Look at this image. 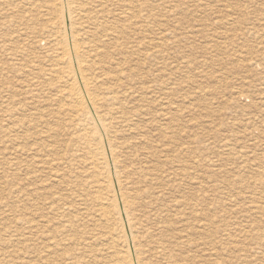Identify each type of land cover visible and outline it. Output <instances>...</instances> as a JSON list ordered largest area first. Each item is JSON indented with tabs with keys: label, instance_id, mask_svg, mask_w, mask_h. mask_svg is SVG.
<instances>
[{
	"label": "rangeland",
	"instance_id": "1",
	"mask_svg": "<svg viewBox=\"0 0 264 264\" xmlns=\"http://www.w3.org/2000/svg\"><path fill=\"white\" fill-rule=\"evenodd\" d=\"M132 2H135L134 5L140 7L141 4H144V8L141 7V10L144 12L136 8L137 10L134 11L135 17L138 16V13H142L149 16L151 19V22L148 25H144V27H141V24L133 27L132 50L135 49L134 46L137 44L139 45L140 42L143 41L144 36L145 42L150 43V46L154 48L150 49L153 50V53H156L155 55H157V57L154 59L152 57L144 62L142 66L144 73H152L149 79L150 84L148 82V86H152L151 88L154 90L148 93L146 102L138 103L133 99L132 103L129 104L130 109L133 110L132 115L136 113L142 114L139 117H134V119L136 118L135 121L136 123L138 122V127L143 130V134L146 136L143 140L144 142L137 141L134 138H132V141L130 139V142L129 137H121V139L128 142V146L129 144L131 146V149L129 146L125 150V157L127 155L129 156L126 157V161L128 165L132 164L131 166L135 167L134 169H138L140 166L144 165L143 167L147 170H153L154 168V172L162 177H166L169 173H175L176 175L172 176H178L171 178L172 180L166 177V188H163V190L162 188L160 189L164 194V197L159 199H162V204L158 201V208L159 210L162 209L164 211L162 216L165 215V217L163 216L161 219L159 218L162 221L160 222L159 219L156 220L154 219L155 216H152L153 219H151V225L149 226L151 227L156 223L158 228H156V226L155 228L158 231L156 230V232L154 231V233H152L151 241L154 240L157 242L159 240H164L167 245L166 247H168L169 250L172 249L177 252L178 261L180 260L182 263L186 261L183 264H207L209 263L208 260H210L208 259L209 255L217 256L212 257V261H214L213 263L218 262L219 264H246L247 260L248 264H264V242L258 244L261 240H264V214L250 215V213H245L249 197L252 196V194L254 195V193L260 194L261 192H264V186L261 187V189L255 190L251 187V183H253L255 179L263 177L264 180V172H261L264 171V0H250V3L249 0H132ZM201 4H204L205 6H202ZM193 6L196 7L194 8ZM51 7V0H0V264H40L37 256L42 249L38 247L39 244H37V241H35V239L33 240L31 236H29L30 241L25 243V247L22 251L17 247L18 242L15 241L16 238H19L17 237V234L27 233L25 228L20 226L19 219L25 220V217L33 221H37L40 218L46 221H51L53 218L55 219L53 214L48 215L47 207L54 199H59L60 196L65 194L64 189L61 192L59 188H56V185H54L51 193H49V191L44 192L41 189V185L42 183L44 185L46 184L45 181L47 175L37 172L33 166H28L27 170H23L20 161L15 159L13 153L10 154L14 149L13 145L16 143L15 141L19 142L20 139H26L27 137L32 136V134L18 133V135L14 137H5L3 133L13 125L18 126L34 122L36 118L30 115L35 112L34 110L49 105L52 102V99L59 100V96H57L56 92L58 89L54 87L57 83L51 82L50 78H48L49 80L47 78H41V81H38V79L32 75L33 73H36V71L39 72V63H34L33 60L41 61L44 60L47 55L51 56L50 40L52 36V23L49 15ZM156 12H158V14ZM189 14L190 16H188ZM186 18L187 21H185ZM132 21L137 22L136 18H133ZM228 21H233V23ZM193 28L195 29L193 30ZM141 29L144 31L141 32ZM211 29L213 31H211ZM215 29L217 30L216 32ZM142 33L145 35H142ZM222 33L223 35L226 34V36H223ZM184 37L186 39H184ZM209 37L218 40L216 41V39L213 40L212 38L211 41ZM226 39L228 41H224ZM152 43H154V46ZM158 47L162 48L159 49ZM239 54L243 55L241 56ZM136 56L132 55V63H135L137 60L139 61L138 58L140 57ZM183 57L185 58L182 59ZM205 62L208 63L206 64ZM133 65L134 64H132V66ZM31 67H36V71L31 72ZM135 68H137V66H135ZM202 68L207 71L204 72L205 70ZM219 78L221 79L220 82ZM245 78H248L247 82ZM46 97L48 99H46ZM160 101L161 104H159ZM174 101L175 103H173ZM57 102L58 101L53 102L51 105L56 108ZM171 109L172 111H170ZM163 111H166V113ZM159 114L161 115L159 116ZM165 114L169 117H166ZM246 114H248V116H246ZM64 117L66 120H69L67 113H64ZM157 117L161 123L156 122L158 121ZM44 118L45 120L48 119L51 124L55 122V118H52L54 120L49 117ZM170 118L173 120H170ZM250 118L252 119L251 121ZM140 119L142 120L140 121ZM166 120L168 122L170 120V122L168 123ZM242 120H245V122ZM163 121H165V123H163ZM177 122L181 125L179 126ZM249 122L252 125H250ZM158 124L159 126H157ZM145 125L147 126L145 127ZM165 125L167 126L165 127ZM147 128H150V130ZM247 128L251 129L247 130ZM174 132L176 133L175 135ZM169 138L172 140L171 142H177L176 146L173 145L175 148L170 146L172 143H169ZM248 140L250 142H248ZM188 143H190V147L192 146V149L195 150V152L189 153L186 150L187 153H183L180 156V159H178L179 162H176L177 160L175 156L180 154L182 148H188ZM168 144L170 145L168 146ZM164 146H167L168 149L164 148ZM231 149L233 152H231ZM157 151L159 153H157ZM191 158L192 160H190ZM135 163H137L136 166L134 165ZM185 164L187 166L190 164V166L187 167ZM55 169H57V167ZM33 176L39 177L37 183L32 181ZM136 177L138 178L139 175H136ZM168 179L170 184L167 183ZM175 179H178L177 181L179 182ZM156 187L157 186H155V188ZM172 188L173 190H171ZM142 189L145 190L147 188L142 187ZM220 192L223 193L220 194ZM224 192H227L228 195ZM24 193L33 199V205L27 207L30 208L28 213L21 212L20 210V197L21 195H24ZM44 193L45 197L40 198L41 194ZM48 193L49 195H47ZM182 195L185 196L182 197ZM185 197L190 199L191 202L197 201L201 204L196 211L198 216L200 214V217H195L188 207H185V209L184 206L176 203L181 198V200L184 201ZM235 202L239 205L237 204V206L235 204L234 206ZM33 214H36L37 216H32ZM152 214H154V211L149 212L150 216ZM198 218L200 219L197 220ZM200 220L203 221L201 222ZM209 222H212V224L209 225ZM220 222L222 223L220 224ZM256 225H258V227ZM248 228L252 229L248 230ZM196 230H198V232L194 233ZM9 231L14 232V235H7V232ZM189 231L192 234H189ZM243 232L248 235L249 239H247L248 237L245 238ZM255 232L257 233V236H254ZM210 239L213 241L211 244L209 241ZM102 241L101 245L100 243H98V245H100V247H105L104 245L107 243V239ZM153 245L155 246V244ZM201 245L202 247L200 248ZM213 247L215 249H211ZM64 249L69 248L67 246ZM204 249L205 252H203ZM239 249H241V251H239ZM105 250L103 251V254H98V256L103 255L102 257H105L109 255L110 251ZM42 253L43 251L41 252V255ZM146 256H149V254ZM43 264L48 263L44 261ZM54 264L61 263L55 262Z\"/></svg>",
	"mask_w": 264,
	"mask_h": 264
},
{
	"label": "bare ground",
	"instance_id": "2",
	"mask_svg": "<svg viewBox=\"0 0 264 264\" xmlns=\"http://www.w3.org/2000/svg\"><path fill=\"white\" fill-rule=\"evenodd\" d=\"M246 1H248V0H246ZM134 3L132 2V0H51L52 7H51L50 13H49L50 20L52 23V26H51L52 27L51 28L52 29V36H51V40H50L51 56L47 55L44 58V60H41V61L33 60L34 63H39V66L37 65L39 72L36 71V69H37L36 67H35L36 69L34 67H31V72L36 71V73H33L32 75L35 76V78L38 79V81H41V78H43V79L44 78H47V79L50 78L51 82L57 83V85H55L54 87L56 89H58L56 92H57V96H59L58 97L59 100L52 99L51 103L56 102V101H58L59 103L58 102L56 103L57 104L56 108L53 107L50 103L47 106H44L40 109L34 110L35 112H33V113L30 112L31 113L30 115L32 117L36 118L34 122H29V124H23V125H18V126L13 125L9 129H7L6 131L3 132L5 137H14V136L18 135V133L32 134V136L27 137L26 139L25 138L20 139L19 142L15 141L16 143L13 145L14 149L10 152V154L13 153L15 159L17 161H20V165H21V168L23 170H27L28 166H33L37 172H41V173L47 175V176L45 175L47 177V179L45 181L46 184L44 185L42 183V185H41V189L44 192L49 191V193H51L54 185H56L57 186L56 188H59L61 190V192L63 191V189L65 192V194L63 196H60L59 199H54L52 201V203H50L47 207L48 215L53 214L55 216V219L53 218L51 221L50 220L46 221V220H43L41 218L37 221H33V220H29L27 217H25L26 218L25 220L19 219L20 226L24 227L25 230L27 231V233L17 234V237H19V238L15 239V241L18 242L17 243L18 246L17 245L16 246L19 247L20 250L22 251L25 247V243L30 241L29 236H31L33 238V240L35 239V241H37V244H39L38 247L40 249H42L41 252L43 251L42 255L40 252L37 256L40 264H43L44 261L47 262L48 264H54L55 262H59L61 264H183L184 262H186V261H184L182 263L180 260L178 261L177 260V255H178L177 252L172 250V249L169 250L168 247H166L167 245H166V242L164 240L158 239L159 241H157V242L154 240L151 241L152 233H154V231L156 232V230H157L156 228H158V225L155 223V225H153L151 227L149 226V225H151V223H150L151 219H153L152 216H155L154 219H156V220L159 218L161 219L163 216L165 217V215L162 216L164 211L162 209L159 210V208H158V201L161 202L162 199L161 200H159V199L164 197V194L160 191V189L162 188V190H163V188H166V186H165V185H167L166 184V177L171 179L173 177H178V176H172V175H176V174L175 173H172V174L169 173V174H167L166 177L164 175H163L164 177H162V176H160L154 172V168H153V170H151V169L147 170L145 167H143L144 165L140 166V168H138V169H134L135 167H132L131 166L132 164L131 165L127 164V161H126L127 158L126 157H129V156L127 155L125 157V150L127 149V147L130 146V144L128 146V142L121 139V137L127 136V137H129V141H130V139L132 141V138H134L137 141L144 142L143 140L145 139L146 135H144L143 130L140 127H138V124H137L138 122L136 123V121H135L136 118L134 119V117H139L142 114L136 113V114L132 115L133 110L130 109L129 104L132 103L133 99H135V101L138 103L146 102L148 93L150 91L154 90L151 88L152 86L151 87L148 86V82H149V79H150L152 73L151 72L150 73H147V72L144 73L143 68H142L144 62L148 61L152 57H153V59L157 57V55H155L156 53H153L152 52L153 50L150 49V48H152V49H154V48L150 46L149 42H145V39L143 36V41H141L139 45L134 44V45H136V46H134V48L137 50H135V49L132 50V47H133V45H132V42H133L132 41V35H133L132 29H133V27L136 25H140V24H141V27H144V25H148L151 22V19L149 16H146L142 13H138V16L135 17L134 11L137 10L136 8L141 10V7L144 8V4L143 5L141 4V7H140L138 5L137 6L134 5ZM204 3H206V2H204ZM249 3H250V0H249ZM219 4H220V2H219ZM194 5H195V3H194ZM228 5H231V4H228ZM213 6H214V4H213ZM193 7L195 8L196 6H193ZM217 8H218V6H217ZM241 8H243V7H241ZM234 10H236V9H234ZM141 11H139V12H141ZM221 11H222V9H221ZM142 12H144V11H142ZM156 13L158 14V12H156ZM225 15H226V13H225ZM160 16H161V14H160ZM188 16H190V14ZM133 18L134 19L136 18L137 22H133L132 21ZM185 21H187V18L185 19ZM155 22H157V21H155ZM228 22L233 23V21H228ZM257 22H259V21H257ZM165 23H167V22H165ZM225 23H227V22H225ZM261 27H262V25H261ZM196 28H197V26H196ZM258 28H260V27H258ZM189 29H190V27H189ZM194 29L195 28H193V30ZM138 31H139V29H138ZM142 31H144V30L141 29V32ZM162 31H160V32H162ZM211 31H213V30L211 29ZM216 31L217 30L215 29V32ZM259 32H261V31H259ZM143 33H142V35H145ZM217 33H219V32H217ZM220 35H221V32H220ZM222 35H223V33H222ZM224 35L226 36V34H224ZM170 37H171V35H170ZM173 37H174V35H173ZM212 38H210L211 41H212ZM262 38H263V36H262ZM164 39L166 40L165 37H164ZM184 39H186V38L184 37ZM215 39L213 38V40H215ZM247 39H245V40H247ZM217 40L218 39H216V41ZM147 41H149V40H147ZM224 41H228V40L226 39ZM157 42H154V43H157ZM154 43H152L153 46H154ZM162 43H160V44H162ZM176 43H177V41H176ZM193 43H194V41H193ZM162 47H163V45H162ZM162 47H160V48H162ZM207 48H209V47H207ZM132 55H135V56L138 55L136 57H140V58H138L139 61L137 60L135 63H132ZM239 55L242 56L243 54H239ZM184 58L185 57H183L182 59H184ZM260 60H261V58H260ZM132 64H134V65L132 66ZM135 66H137V68H135ZM205 66H207V65H205ZM168 67H170V66H168ZM252 67H254V66H252ZM204 68H202V69H204ZM145 70H148V69H145ZM206 71L207 70H205L204 72H206ZM232 73H233V71H232ZM154 74H155V72H154ZM214 75H215V73H214ZM183 78H185V77H183ZM226 78H229V77H226ZM220 80L221 79L219 78V82H220ZM247 80H248V78L246 79V82H247ZM149 84H150V82H149ZM164 90H165V88H164ZM160 91H162V90H160ZM239 91H238V93H239ZM238 93H236V94H238ZM243 94H244V91H243ZM55 95H56V93H55ZM169 96H170V94H169ZM204 96H206V95H204ZM210 98H211V96H210ZM46 99H48V98L46 97ZM171 99H172V97H171ZM166 100H168V99H166ZM45 102H47V101H45ZM240 102H242V101H240ZM165 103H168V102H165ZM173 103H175V101ZM159 104H161V101ZM238 105H240V104H238ZM173 106H174V104H173ZM164 107H169V106H164ZM139 109H140V107H139ZM243 110H244V108H243ZM170 111H172V109ZM64 113H67V115L69 116V120H66V118L64 117ZM164 113H166V111ZM160 115L161 114H159V116ZM167 116L168 115H166V117ZM237 116H238V114H237ZM246 116H248V114H246ZM44 117H47V118L49 117L50 119L55 118V120L52 119L55 122L53 124H51L50 121L48 119L45 120ZM158 117H157V120H158ZM166 117H163V118H166ZM171 118H173V117H171ZM171 118H170V120H173ZM178 119H179V117H178ZM38 120H40V121H38ZM141 120L142 119H140V121ZM151 120H152V118H151ZM170 120H169V122H170ZM251 120L252 119L250 118V121ZM174 121H175V119H174ZM242 121L245 122V120H242ZM156 122L158 123L159 120ZM166 122H168V121L166 120ZM232 122H233V120H232ZM159 123H161V122H159ZM163 123H165V121H163ZM177 124H178V122H177ZM249 124H250V122H249ZM250 125H252V124H250ZM146 126L147 125H145V127ZM157 126H159V124ZM166 126L167 125H165V127ZM172 127H174V126H172ZM156 128H158V127H156ZM175 128H177V127H175ZM152 129H155V128H152ZM250 129L247 128V130H250ZM148 130H150V128ZM162 130H164V129H162ZM159 132H160V130H159ZM261 133H262V131H261ZM175 134L176 133L174 132V135ZM169 135H167V136H169ZM172 135H173V133H172ZM178 135H179V133H178ZM149 136H150V133H149ZM155 137H156V135H155ZM253 138H254V136H253ZM151 139H153V138H151ZM168 140H169L170 144L172 143L171 145L168 144V146L170 145V146L174 147L177 145V142H175V143L171 142L172 140L170 138ZM248 142H250V141L248 140ZM188 144H189L188 148L186 147L184 149L181 147L182 149L180 151V154H177L175 156V158L177 160L176 162H179L178 159H180V156L183 153H185V154L187 153L186 150L189 153L195 152V150L192 149V146L190 147V143H188ZM257 144H255V145H257ZM153 145H154V143H153ZM206 145H208V144H206ZM26 146H28V147H26ZM210 146H212V145H210ZM145 147H146V144H145ZM145 147H142V148H145ZM129 148L131 149V146ZM150 148H151V146H150ZM164 148H167V146L166 147L164 146ZM130 149H128V150H130ZM213 149H215V148H213ZM159 150H160V148H159ZM164 150H166V149H164ZM215 150H217V149H215ZM147 151H148V149H147ZM231 152H233L232 149H231ZM157 153H159V152L157 151ZM130 155H131V153H130ZM230 155H228V156H230ZM153 156H155V155H153ZM140 158H141V156H140ZM198 158H199V156H198ZM143 159H144V157H143ZM147 159H149V158H147ZM161 160H162V158H161ZM190 160H192V158ZM183 161H181V162H183ZM153 162H155V161H153ZM124 163H125V165H124ZM148 163H149V161H148ZM148 163H147V165H148ZM136 164L137 163H135L134 165L136 166ZM143 164H145V163H143ZM175 164H177V163H175ZM187 164H188V162H187ZM196 164H198V163H196ZM216 164H217V162H216ZM258 164H260V163H258ZM62 166H64V167H62ZM163 166H164V164H163ZM189 166H190V164H189ZM189 166H187V167H189ZM56 167H57V169H55ZM60 167H62V168H60ZM251 168H252V166H251ZM255 168H257V167H255ZM177 169H179V168H177ZM160 170H162V169H160ZM169 170H168V172H169ZM49 172H50V174H49ZM261 172H264V171H261ZM136 175H139V177L137 178ZM196 175H197V173H196ZM183 176H185V175H183ZM179 178H180V176H179ZM37 179H39L38 176L32 177V181H35L36 183H37ZM169 179H168L167 183L170 182ZM51 182H54V183H51ZM173 182H174V180H173ZM177 182H179V181H177ZM155 186H157V187L155 188ZM159 186H161V187H159ZM263 186H264L263 177L255 179V181L253 183H251V187L254 190L255 189H261V187H263ZM142 187H145L147 189L144 190V189H142ZM45 189H47V190H45ZM176 189H177V186H176ZM200 189H201V187H200ZM142 190H144V191H142ZM171 190H173V188ZM177 192H178V190H177ZM182 192H184V191H182ZM37 193H40V192H37ZM49 193L47 195H49ZM221 193H223V192H220V194ZM224 193L227 194V192H224ZM186 194H187V192H186ZM256 194H258V195H256ZM175 195H176V193H175ZM201 195H203V194H201ZM248 195H247V197H248ZM183 196H185V195H182V197ZM42 197H45V193L41 194L40 198H42ZM20 198H21V201H20L21 212L28 213L30 208H27V207L33 205V199L29 195H25V193H24V195H21ZM195 198H196V195H195ZM181 199H179V200H181ZM184 199H185L184 201L178 200L176 203L178 205L184 206V208L188 207L190 212L195 217H197L198 214L196 213V211H197V209H199L201 204H199L197 201L191 202L190 199H188L186 197ZM160 204H162V202ZM177 204H176V207H177ZM235 204H236V202L234 203V206H235ZM224 205H223V207H224ZM219 207H220V205H219ZM160 208H162V207H160ZM176 210H177V208H176ZM150 211H154V214H152L151 216L149 215ZM165 213H167V212H165ZM245 213H247V214L250 213V215L264 214V192L263 193L261 192L260 194L254 193V195L252 194V196L249 197L248 206L245 209ZM222 214H223V212H222ZM241 214H243V213H241ZM172 215H174V214H172ZM32 216L36 217L37 215L33 214ZM205 216H207V215H205ZM198 217H200V214ZM199 219L200 218H198L197 220H199ZM182 220H184V219H182ZM218 220H219V218H218ZM200 221L202 222L203 220H200ZM153 222H155V221H153ZM160 222H162V221L160 220ZM183 222H185V221H183ZM157 223H159V222H157ZM217 223H219V222H217ZM221 223L222 222H220V224ZM181 224H182V222H181ZM210 224H212V222H209V225ZM155 226H156V228H155ZM189 226H190V224H189ZM256 226L258 227V225H256ZM203 228H206V227H203ZM251 229L248 228V230H251ZM198 230H196L194 233L198 232ZM237 231H238V229H237ZM167 232H169V231H167ZM219 232H220V230H219ZM231 232H232V230H231ZM13 233L14 232L9 231V232H7V235L12 236V235H14ZM73 233H75V234H73ZM189 234H192V233L189 231ZM244 234H243V236H244ZM263 234H264V232H263ZM187 235H188V233H187ZM243 236H241V237H243ZM254 236H257L256 232L254 233ZM247 237H248V235L245 234V238H247ZM183 238H184V236H183ZM106 239H107V243L104 245L105 247H100L101 241L106 240ZM247 239H249V237ZM184 240H185V238H184ZM204 240H205V238H204ZM234 240H236V239H234ZM209 241H210V244L213 243L212 239H210ZM241 241H242V239H241ZM152 242H153V244H155V246L152 244ZM262 242H264V240H261L258 244H260V243L262 244ZM98 243H100V245H98ZM230 243H231V240H230ZM241 244H244V243H241ZM151 245H153V246H151ZM67 246L69 249H64ZM223 246H222V248H223ZM201 247H202V245L200 246V248ZM62 248H63V250H62ZM189 249H190V247H189ZM211 249H215V248L213 247ZM104 250L110 251L109 255H107L105 257H102L103 255L98 256V254H103ZM60 251H62V252H60ZM212 251H214V250H212ZM239 251H241V249H239ZM259 251H258V253H259ZM203 252H205V249ZM206 253H208V252H206ZM147 254H149V256H146ZM51 255H54V256H51ZM150 255H152V256H150ZM185 255H186V253H185ZM212 255H213V253H212ZM193 256H190V257H193ZM190 257H189V259H190ZM212 257H217V256H214V255L210 256L209 255L208 259H210V260H208L209 263H207V264H219L218 262L213 263L214 261H212L213 260ZM202 258H203V256H202ZM225 259H227V258H225ZM243 259H244V257H243ZM187 261H189V260H187ZM246 264H248V260H247Z\"/></svg>",
	"mask_w": 264,
	"mask_h": 264
}]
</instances>
